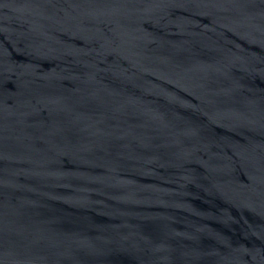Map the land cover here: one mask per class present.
<instances>
[{"label": "water", "instance_id": "95a60500", "mask_svg": "<svg viewBox=\"0 0 264 264\" xmlns=\"http://www.w3.org/2000/svg\"><path fill=\"white\" fill-rule=\"evenodd\" d=\"M0 264H264V0H0Z\"/></svg>", "mask_w": 264, "mask_h": 264}]
</instances>
